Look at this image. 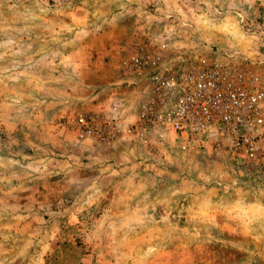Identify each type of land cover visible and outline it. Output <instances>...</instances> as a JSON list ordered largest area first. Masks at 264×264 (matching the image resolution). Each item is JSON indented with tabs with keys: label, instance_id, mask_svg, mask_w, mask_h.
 Returning a JSON list of instances; mask_svg holds the SVG:
<instances>
[{
	"label": "rangeland",
	"instance_id": "obj_1",
	"mask_svg": "<svg viewBox=\"0 0 264 264\" xmlns=\"http://www.w3.org/2000/svg\"><path fill=\"white\" fill-rule=\"evenodd\" d=\"M145 38L264 68V0H0V264H264V167L211 138L194 151L172 136L104 146L64 123L100 86L98 102L135 106L140 82L114 85L111 68ZM64 53L83 65L64 67ZM32 63L80 78L56 89ZM54 91L74 111L52 132Z\"/></svg>",
	"mask_w": 264,
	"mask_h": 264
},
{
	"label": "built area",
	"instance_id": "obj_2",
	"mask_svg": "<svg viewBox=\"0 0 264 264\" xmlns=\"http://www.w3.org/2000/svg\"><path fill=\"white\" fill-rule=\"evenodd\" d=\"M153 39L127 44L114 69L120 84L141 85L129 118L116 102L111 114L76 113L64 120L76 138L151 150L172 136L186 151L211 138L217 151L264 167V68L231 64L208 46Z\"/></svg>",
	"mask_w": 264,
	"mask_h": 264
},
{
	"label": "crops",
	"instance_id": "obj_3",
	"mask_svg": "<svg viewBox=\"0 0 264 264\" xmlns=\"http://www.w3.org/2000/svg\"><path fill=\"white\" fill-rule=\"evenodd\" d=\"M125 11L128 12L127 10H125ZM120 12L121 11H117L116 13L118 15H120L119 14ZM117 14L114 15L115 18L118 17ZM103 19H105V18L102 17V21H103ZM123 43H124V41H123ZM128 43H129V41L126 44H128ZM36 45L38 46V44H36ZM79 47H83V46H81V44H79ZM36 48L38 49V47H36ZM17 49L18 48L15 47V50H17ZM122 49H125V48H122ZM76 50H77V48H76ZM37 54H38V51H36V55ZM75 59H78V58H76L75 56H71L70 54L67 56L64 53V56L62 58H60V60L57 61V62L63 61L64 67H66L68 65H70V67L71 66H76V65L79 66L80 64L83 65V63L75 62ZM48 63L49 62H47V64ZM31 66H32V70H31L32 71V76H33L34 80H41L43 82L48 81V84L53 86V87H56V89L57 88H59V89L63 88V90H65V87L68 86V84H66V83H69L70 81H76V80H78L80 78V76H79L80 69L77 70V71H76V69L71 71V70H68V69H65V68H60V69H58L57 72H55L56 70L53 69L52 72L48 71L47 72L48 74H46V75H40V72H41L40 68L38 66H35L33 63H32ZM115 66H113V68H111V75H112V79H113V83L112 84L117 85V86L120 87L121 84L119 83L118 78L114 74V69H115L114 67ZM90 69H91V67H90ZM58 72H61V74L59 75ZM94 73H95V76H98L99 74L101 75V73H99V72H94ZM59 78H62V81L61 80L58 81ZM96 81H98V80H96ZM97 85H100V84L97 83ZM129 86H131V85H129ZM100 88L99 89H95L92 92H90V95H92V97H93V99L91 100V103H93V104H91L92 108H89L88 110L101 111V112H105L107 114H111L110 106L113 103H115V102L112 101L115 96H114V94L113 95L110 94L106 103L104 101H101V102L99 101L98 102V97L101 96V93H102L101 91L103 90L104 87L100 86ZM54 92L55 93L53 95H49L48 96V99H49L48 100V109H47L46 113L43 112V114H45L44 117H45L46 121L49 120V119L52 120V124L47 126V129H52V132H55V130H58V127L61 126L59 124V122H58L60 117H65L66 115H70L71 112L74 111V110L68 111V109L63 108V107H65V105L63 106V104L64 103H68V102L71 103V100H64V98L62 96L58 97V94L56 93V91H54ZM99 93H100V95H99ZM73 96L81 97L82 99L79 100V102L77 104L79 106H83V105L85 106L86 101L88 99L87 95H83V96L73 95ZM122 101H124L122 98H118V100H116V103L120 104V107H121L122 110H121V112L119 114L121 116H123V121L124 120L126 121L129 118V113L131 112V110H133V108H135V106L133 108L128 107ZM135 103H137V101ZM83 110L87 111L86 108H84V109L80 108L79 110H76L75 112H81ZM29 113H30V116L29 117H25L22 120V122H24L25 120L27 121V119L35 120V118H37V116L34 114L33 111H29ZM25 115H28V114H25ZM27 132H31V133L35 132L36 134H39V130L37 129V127H35L33 125L27 128ZM85 140H87V139L84 138V139H79L77 141L84 143Z\"/></svg>",
	"mask_w": 264,
	"mask_h": 264
}]
</instances>
